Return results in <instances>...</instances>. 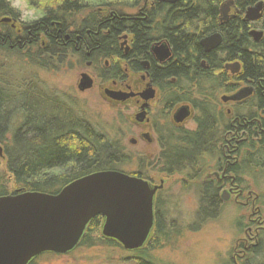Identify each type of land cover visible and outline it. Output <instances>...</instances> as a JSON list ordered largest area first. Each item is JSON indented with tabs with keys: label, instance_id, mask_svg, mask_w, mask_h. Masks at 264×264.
<instances>
[{
	"label": "trees",
	"instance_id": "16d2710c",
	"mask_svg": "<svg viewBox=\"0 0 264 264\" xmlns=\"http://www.w3.org/2000/svg\"><path fill=\"white\" fill-rule=\"evenodd\" d=\"M141 1L144 0H132L131 5L135 6ZM256 1L235 0L239 9L237 16L230 18L227 23L219 24L221 0H178L174 6L167 8L154 0L158 8L153 9L147 19L142 21L116 19L112 26L117 32L121 29L131 31L134 46H139L143 50L140 55L144 53L143 46H146L150 41L161 38L169 40L172 43L173 52L179 54L177 56L178 67L169 63L163 71L165 74L174 73L176 69L178 72L185 71L184 66L187 61L193 60V56L190 54H202L199 45L201 37L215 31L223 33L220 49L224 58H220L221 62L233 61L238 58L242 62L243 69L236 80H254L260 84L255 109L262 125L259 127L256 137V147L254 143L250 146L251 142L250 145H247L250 150L253 148L254 152L243 154L242 172L247 168L251 172L264 173V40L253 43L248 36V23L242 20L245 8ZM84 7L85 5H82L78 0H59L55 9H48L47 14L39 20L23 24V26L31 31V35H38L42 28H48L47 35L50 37L55 34L50 25L52 21L61 22V29L64 32L66 20ZM115 14L117 17L125 15L121 12ZM6 15L16 17L18 14L8 6L7 0H0V18ZM102 20L101 18L100 21ZM255 25L264 30V17ZM91 27L90 20H85L76 29L77 32H81ZM107 27H109L107 24L101 25L100 29L105 30ZM111 33L113 32L111 31ZM7 35L14 36L13 39L16 40L14 32L2 29L0 31V53L10 52L9 48L1 43L2 38ZM113 39V34L111 37H105L102 41L103 46L104 44L106 46L113 45ZM50 40V43H47L45 47L38 44L31 51L20 50L16 47L11 51L22 52L30 58L31 62L34 61L40 66L49 67L50 58L53 55L65 52L60 43L55 42L51 37ZM30 54L33 57H30ZM182 54L184 57L181 56ZM237 55L238 57H236ZM217 69H220V64ZM224 73L220 76L210 75L208 77L212 90L223 82L229 81L228 77H224ZM34 83L37 84L38 81L15 84L12 75L0 66V145L3 149V158L8 174L11 176L10 180L14 184L11 194L17 191L56 194L66 184L92 172L99 170L123 171L121 166L126 163L127 157L117 142L99 132L86 118L79 117L73 105L63 107L64 110L60 114L46 105L47 103L38 109L35 108L37 103L35 106L31 105L30 102L33 100L39 103L47 98L44 97L45 94H42L39 86H32ZM47 100L49 101L50 98ZM242 116L251 117L252 113L244 112ZM198 134L196 133L189 140L192 148L200 146L205 140L206 132ZM172 158L174 160L172 155L166 157L168 162H165L162 170L160 169L161 172L171 174V171H165V169L169 163L174 164L170 160ZM132 174L141 175V172H132ZM198 192L199 202L196 217L204 220L205 217L213 218L219 214L221 200L218 195V187L212 182H207L199 187ZM7 194H10L7 191V183H0V196ZM155 213L154 228L144 246H151L156 242L158 240L157 232H162V229L165 228V225L161 224L163 220L161 221L159 218H163V216L157 208V203L155 204ZM102 222V217L98 215L88 223L79 246L83 244L95 245L94 234L101 242L117 243L110 239H104L100 235L99 230ZM162 236H166L165 231L162 232ZM144 246L139 248L141 250L137 249L140 255L138 261L140 264H153L145 257ZM257 247L259 246L257 245ZM254 248L256 250V247ZM48 256L49 254L42 253L33 258L29 264H33L39 259H46ZM243 259L242 264H246L248 256Z\"/></svg>",
	"mask_w": 264,
	"mask_h": 264
},
{
	"label": "flooded vegetation",
	"instance_id": "af4514ba",
	"mask_svg": "<svg viewBox=\"0 0 264 264\" xmlns=\"http://www.w3.org/2000/svg\"><path fill=\"white\" fill-rule=\"evenodd\" d=\"M156 1L167 8L174 6L178 0L173 4L160 2L159 0ZM258 4H261L260 16L255 20H245L246 10ZM225 5H227V12L230 9H233L234 12L227 16L226 19H222L221 9ZM155 6L154 0H144L137 13L133 15L125 14L123 17H117V14L108 7H99L96 10L99 12L98 18L91 16L88 19L90 20L91 28L77 32V29L68 30L64 26L65 31L63 32L61 22L52 21L50 25L53 27V33L55 34L50 35V37L55 42L60 43L61 48L65 52L73 51L75 55H78L82 59L89 60L95 57L98 60H105L103 62L105 66L96 74L100 81H110V84L103 90L104 94L107 90L123 97V99L117 100L109 96L108 98L113 102L132 103L135 110L133 122L137 125L138 130L140 127L143 129L137 130L138 135L131 137L129 142L136 144L137 141H143L148 145L156 144L158 146V158L155 164L158 172L169 176L185 174V179L189 178L192 182L201 181L200 187L207 182L214 183L218 187V190L220 187L227 186V190H235L234 193L238 195L236 197L237 201L242 202L245 206L256 208L255 203L258 201V197L255 196L256 193L252 192V194L251 191L243 190L238 176L242 174L243 154L250 151L254 152L253 148L250 150L247 147V145H250L248 142L250 143L249 140L252 139V136H258L259 127L262 125L259 114L256 113L255 109L257 107L260 84L259 82H254V80H236L243 69L242 62L238 58H235L233 61L221 62L220 58H224V54L220 49L223 33L219 31L201 37L203 39L214 33L220 34L221 42L216 48L205 52L200 44V39L199 45L202 54L191 53L192 55L190 54V56H193V60L187 61L184 66L185 71L178 72V69H176L174 73H163L169 63L178 67L177 56L179 54L173 52L172 43L169 40L161 38L150 41L146 46H143L144 53L140 55L143 50L139 46H134L131 31L121 29L117 32L112 26L116 19H122L123 21L145 20L153 9L158 8ZM219 12V24H223L227 23L230 18H235L239 9L235 4V0H221ZM10 17L12 20H9V23L7 21L0 22V31L5 28V30L8 29L14 32L16 40L14 41V36L7 35L2 38V45L9 49H15L16 47L20 50L31 51L38 44L41 47H45L47 43H50V37L47 35L48 28H42V31L38 32V35H31V31L20 24L17 17ZM263 17L264 0H257L247 6L242 14V20L248 23V36L253 43H259L264 40V30L255 25ZM101 18L103 19L102 21H100ZM106 24L109 26L107 29H100L101 25ZM56 26L57 29L55 30ZM251 30L262 32V36L258 41L254 40L250 35ZM1 34L3 35L4 33ZM112 34L114 36L113 45L106 46L104 44L103 46V39L111 37ZM161 43L166 44L169 50V55L164 60L157 59L153 53V48ZM181 56L184 57L183 54ZM110 59L112 60V64H110ZM120 62L123 64V69L119 66ZM92 63L90 61L87 65L91 67ZM235 63L239 67L237 72L233 73L229 68H226V65ZM218 64H220L219 70L217 69ZM223 73L225 78H229V81L223 82L219 87L212 90L208 77L210 75L220 76ZM132 76L137 78L134 79ZM92 80L93 88L95 79L92 78ZM185 80L193 82L189 83ZM244 87L251 88V93L246 98L239 101L223 99V97L232 96ZM220 90L224 92L217 99L216 93ZM148 93L151 96H148ZM181 109H185L187 115L181 122H177L175 116ZM248 111L252 113L251 117L242 116L244 112ZM191 117L194 127L191 129L182 126ZM204 132H206V137L203 140V144L192 148L189 142L191 137L196 135V133L200 135ZM253 143L251 141L250 146L255 144ZM170 155L174 157V160L173 158L170 159L174 164L169 163L165 171H171V174L161 172L160 169L162 170L165 162H168L166 157ZM203 157H218L216 160L217 168L210 173H206L204 177L200 174L203 172V169L200 167ZM134 172H141V170ZM126 174L147 181L151 187H159L153 197L155 224V204L157 203V196L163 188L164 179H161L158 184H152L142 172V176L140 174H132V172H126ZM209 174H212V176ZM221 194L218 191L220 200ZM254 216V220L252 218L249 219L252 221V225L248 227V231L252 230V232L244 240L242 245L243 250H241L243 252L252 246L253 240L259 241L258 236L260 231L263 230V227L260 225L262 220L259 216V211Z\"/></svg>",
	"mask_w": 264,
	"mask_h": 264
},
{
	"label": "rangeland",
	"instance_id": "374dc122",
	"mask_svg": "<svg viewBox=\"0 0 264 264\" xmlns=\"http://www.w3.org/2000/svg\"><path fill=\"white\" fill-rule=\"evenodd\" d=\"M30 1L32 6H39L38 0ZM78 1H81L85 7L66 20L65 26L68 30H75L82 21L90 19L91 16L98 18L99 12L96 10L99 7H108L114 13L133 15L143 4L141 1L133 6L132 0ZM233 12V9H230L227 16ZM9 51L0 53V66L12 75L13 83L38 81V85L34 83L32 86H39L42 94H45L44 97L50 98L49 101L46 98L39 103L33 100L30 102L31 105L35 106L37 103L35 108L38 109L47 103L46 105L55 109L57 114L63 112V107L73 105L79 117L86 118L99 132L117 142L127 157L126 163L121 166L125 173L141 170L152 184H158L164 179L163 188L157 196V208L163 216L159 218L163 220L161 224L165 225L162 232L165 231L166 236H162V232L158 231V240L151 246L143 247L147 259L153 264H242L243 258L248 256L246 264H264V173L251 172L246 168L241 176H238L243 190L256 193L255 196L258 197L256 208L237 201L238 195L234 193L235 190H227V186L220 187L219 194L225 192L226 200L223 201L221 198L219 214L213 218L205 217L204 220L197 218L198 190L201 181L192 182L189 178L185 179V174L169 176L158 172L155 167L158 146L148 145L143 141H137L136 144L129 142L131 137L138 135V127L133 122L135 110L132 103L113 102L104 94L103 90L110 81H100L96 76L105 66L104 59L98 60L95 57L89 60L82 59L73 51H69L56 53L50 58V66L44 67L34 61L31 62L22 52H12L11 49ZM30 57H33L32 54ZM90 61L93 62L91 67L87 65ZM110 64H112L111 59ZM119 66L123 69L122 62ZM81 73H88L95 79L94 87L84 92L77 90ZM223 92L217 91V99L223 95ZM182 126L192 129L194 127L192 117ZM142 129L140 127L138 131ZM255 137L252 136L249 141L255 143ZM3 157H0V183L6 182L7 191L11 194L14 184L10 180L11 176L8 174ZM217 158L203 157L200 166L203 169L200 173L203 177L217 168ZM257 211L262 220L260 225L263 230L258 236L259 241L253 240L252 246L243 252L241 250L244 240L252 232V230L248 231V227L252 225L249 219L254 220ZM99 232L102 236L101 228ZM93 242L95 244L93 246L78 244L71 252L65 254L44 253L49 254L48 258L39 259L33 264H140L138 250H125L119 243L101 242L95 234Z\"/></svg>",
	"mask_w": 264,
	"mask_h": 264
},
{
	"label": "water",
	"instance_id": "95a60500",
	"mask_svg": "<svg viewBox=\"0 0 264 264\" xmlns=\"http://www.w3.org/2000/svg\"><path fill=\"white\" fill-rule=\"evenodd\" d=\"M159 1L173 4L177 0ZM260 10L261 4L248 8L244 19H257ZM221 13L222 19H226L227 5ZM8 20L2 18L0 22ZM250 35L258 41L262 32L251 30ZM220 42V34L214 33L201 39L200 44L208 52ZM153 53L157 59L164 60L169 50L166 44L161 43L153 48ZM226 68L234 73L239 67L235 63L226 65ZM80 77L77 90L91 89V76L81 73ZM250 93L251 88L244 87L223 99L239 101ZM105 94L117 100L123 99L107 90ZM185 111L177 112V122L186 117ZM2 152L0 145V157H3ZM158 188L118 170H99L71 181L56 194L17 191L1 195L0 264H29L42 253H69L80 243L88 223L98 215L103 219V237L119 243L125 250H137L144 246L153 230V197ZM224 193L221 194L223 201L226 200Z\"/></svg>",
	"mask_w": 264,
	"mask_h": 264
},
{
	"label": "clouds",
	"instance_id": "9594fccd",
	"mask_svg": "<svg viewBox=\"0 0 264 264\" xmlns=\"http://www.w3.org/2000/svg\"><path fill=\"white\" fill-rule=\"evenodd\" d=\"M39 6L34 7L30 0H7L8 6L17 12L20 24L31 23L47 14L48 9H55L59 0H38Z\"/></svg>",
	"mask_w": 264,
	"mask_h": 264
},
{
	"label": "bare ground",
	"instance_id": "6f19581e",
	"mask_svg": "<svg viewBox=\"0 0 264 264\" xmlns=\"http://www.w3.org/2000/svg\"><path fill=\"white\" fill-rule=\"evenodd\" d=\"M2 18H9V20H12V18L10 16H7V15L6 16H2L1 19Z\"/></svg>",
	"mask_w": 264,
	"mask_h": 264
}]
</instances>
